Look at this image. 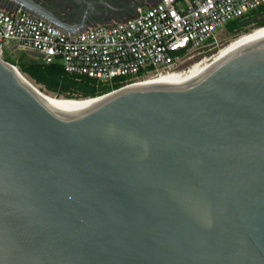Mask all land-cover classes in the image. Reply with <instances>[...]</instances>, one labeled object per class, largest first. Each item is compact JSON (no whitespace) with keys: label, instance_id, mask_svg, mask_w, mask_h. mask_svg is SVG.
<instances>
[{"label":"water","instance_id":"95a60500","mask_svg":"<svg viewBox=\"0 0 264 264\" xmlns=\"http://www.w3.org/2000/svg\"><path fill=\"white\" fill-rule=\"evenodd\" d=\"M87 99L47 104L0 56V264H264V38Z\"/></svg>","mask_w":264,"mask_h":264},{"label":"built area","instance_id":"2783aa9c","mask_svg":"<svg viewBox=\"0 0 264 264\" xmlns=\"http://www.w3.org/2000/svg\"><path fill=\"white\" fill-rule=\"evenodd\" d=\"M262 5L264 0H158L134 17L73 35L21 7H0V56L5 59L4 49L26 51L45 63L60 61L77 78L123 86L210 58L220 44L214 29Z\"/></svg>","mask_w":264,"mask_h":264},{"label":"trees","instance_id":"16d2710c","mask_svg":"<svg viewBox=\"0 0 264 264\" xmlns=\"http://www.w3.org/2000/svg\"><path fill=\"white\" fill-rule=\"evenodd\" d=\"M249 18H254L253 21L257 27L263 26L264 5L251 11L246 17L231 20L226 25L231 32H234L235 30L239 31L243 22ZM5 59L12 64H15L16 62L21 73L27 75L36 84L43 86L48 92L53 93L56 97L73 99L95 97L110 91L112 88L120 86L118 82L111 86L97 84L93 79L85 76L77 78L73 74L64 71L58 60L51 63H45L34 59Z\"/></svg>","mask_w":264,"mask_h":264},{"label":"flooded vegetation","instance_id":"af4514ba","mask_svg":"<svg viewBox=\"0 0 264 264\" xmlns=\"http://www.w3.org/2000/svg\"><path fill=\"white\" fill-rule=\"evenodd\" d=\"M45 9L51 20L58 24L79 26L84 29L134 17L137 12L152 6L158 0H33ZM0 7L14 8L6 0H0Z\"/></svg>","mask_w":264,"mask_h":264},{"label":"bare ground","instance_id":"6f19581e","mask_svg":"<svg viewBox=\"0 0 264 264\" xmlns=\"http://www.w3.org/2000/svg\"><path fill=\"white\" fill-rule=\"evenodd\" d=\"M264 38V26L258 28L254 31L249 33L242 34L239 38L232 40L226 47L219 49L213 56L210 58H203L193 64H191L188 68L180 71H174L169 73H164L157 75L154 78V81L167 83L170 81H174L180 79L182 77L194 76L199 72L203 71L207 67H209L213 62L220 60L221 58L227 56L228 54L232 53L234 50H237L247 44L252 42L262 40ZM212 60V63L210 61ZM21 73V72H20ZM22 77L27 80L29 84L35 87L40 93L42 98L45 100L47 104L60 106V107H76V108H84L93 102V99L87 100H63L62 98H53L45 95L38 89V87L28 79L23 73Z\"/></svg>","mask_w":264,"mask_h":264},{"label":"rangeland","instance_id":"374dc122","mask_svg":"<svg viewBox=\"0 0 264 264\" xmlns=\"http://www.w3.org/2000/svg\"><path fill=\"white\" fill-rule=\"evenodd\" d=\"M3 8V7H2ZM254 18H249L246 19L243 22V25L241 26V28L238 30H235L234 32H231L227 25H221L217 28L214 29V33L219 37L220 39V44L217 46L218 48H216L213 53H216L219 49L221 50V48L226 47L232 40H235L237 38H239L242 34L254 31L258 28L261 27H257L254 23ZM211 52L207 53L206 56H211ZM4 58L10 59V60H14V59H22V60H27V59H34V60H39L38 58H36L35 55L30 54L26 51H21V50H11V49H4V54H3ZM201 59V58H200ZM200 59H197L195 61L193 60H188L186 62H184L179 68L181 70H184L186 68H188L191 64L199 61ZM15 64H17L15 62ZM18 69V67H17ZM19 70V69H18ZM25 75V74H24ZM28 79H30L27 75H25ZM31 80V79H30ZM37 87L38 89H40V91L42 93H44L45 95L49 96V97H53V98H63V97H56L54 96L53 93L48 92L43 86L36 84L33 80H31Z\"/></svg>","mask_w":264,"mask_h":264}]
</instances>
